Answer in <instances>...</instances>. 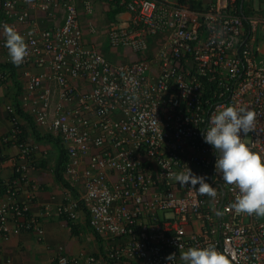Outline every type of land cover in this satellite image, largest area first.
<instances>
[{"label": "built area", "instance_id": "obj_1", "mask_svg": "<svg viewBox=\"0 0 264 264\" xmlns=\"http://www.w3.org/2000/svg\"><path fill=\"white\" fill-rule=\"evenodd\" d=\"M101 1L117 12L109 47L138 60L113 64L87 43L75 0H5L0 8V48L8 54L5 27L27 45L21 109L68 157L63 176L75 197L59 214L76 221L86 213L100 264H170L172 254L171 264H184L187 248L208 245L229 264H264V221L231 208L238 190L215 173L216 155L202 137L217 110L248 106L256 121L243 141L264 157V14L254 0ZM32 10H61L63 21L40 30ZM84 10L92 14L91 2ZM6 110L28 158L17 110ZM188 168L216 188L215 198L183 182ZM23 232L44 233L14 194L0 195V235ZM83 259L58 257L59 264Z\"/></svg>", "mask_w": 264, "mask_h": 264}, {"label": "crops", "instance_id": "obj_2", "mask_svg": "<svg viewBox=\"0 0 264 264\" xmlns=\"http://www.w3.org/2000/svg\"><path fill=\"white\" fill-rule=\"evenodd\" d=\"M75 1L87 43L96 46L113 64H127L139 59L128 48L109 47L106 31L110 22V5L101 0ZM3 2L0 0V8ZM89 2L93 5L92 14L84 10ZM31 20L38 29H46L62 23L63 11L55 10L51 16L32 10ZM92 27L95 34L91 32ZM2 35L0 31V38ZM8 64L15 67L14 75ZM25 71L20 65L13 64L6 51L0 48V195L5 199L14 194L15 202L27 207L28 214L39 221L44 233L23 232L8 238L0 235V264H59L58 257L62 254L67 258L85 256L82 264H100V240L90 227L86 213L82 211L76 221H69L58 212L75 195L56 179L57 148L51 142L37 141L33 134L34 125L19 114L18 127L24 131L21 138L32 148L30 157L21 155L15 125L6 107L20 103L27 81ZM30 72L35 74L38 70L32 68ZM77 84L84 90L89 88L87 84ZM88 256L98 261L90 262Z\"/></svg>", "mask_w": 264, "mask_h": 264}, {"label": "clouds", "instance_id": "obj_3", "mask_svg": "<svg viewBox=\"0 0 264 264\" xmlns=\"http://www.w3.org/2000/svg\"><path fill=\"white\" fill-rule=\"evenodd\" d=\"M4 33L11 62L21 64L27 56L25 38L10 27H5ZM255 121L256 113L250 107L225 106L211 115L202 137L216 155L215 173L224 184L238 190L231 208L237 214L264 216V157L243 141ZM183 182H190L202 195L213 198L217 195L216 188L204 176L194 175L190 169ZM167 259L171 264L175 254ZM180 259L184 264H229L227 257L213 245L189 247L181 253Z\"/></svg>", "mask_w": 264, "mask_h": 264}, {"label": "trees", "instance_id": "obj_4", "mask_svg": "<svg viewBox=\"0 0 264 264\" xmlns=\"http://www.w3.org/2000/svg\"><path fill=\"white\" fill-rule=\"evenodd\" d=\"M199 1L201 4L202 3V0H197ZM259 3L260 5L258 6L257 9L260 10V12L262 14H264V0H259ZM193 4L195 5V2L193 1ZM199 4H196L195 6L199 5ZM252 6V5H251ZM252 9L249 8L248 9V12H251ZM247 14V13H246ZM117 15V12L116 11H111L109 14H108V18L109 20H112L115 18V16ZM9 68H11V71H12V75H14V70H15V67L14 66H10L8 64ZM4 68H6V66H4ZM14 78V81H17L16 80V77L13 76ZM17 83V82H16ZM19 103V102H18ZM16 104L14 105V107L16 108L17 110V113L18 115L20 114L22 117H25L27 118L28 122L32 125H34L33 123V120L21 109V106L19 104ZM33 134H34V137L37 141H48V142H51L55 145V147L57 148L58 152H59V158H58V161H57V165H56V168H55V176H56V179L58 180V182H60L64 187L66 188H69L70 190H72L69 186V184L65 181L64 179V171H65V167H66V163L68 161V157H67V154H66V151L64 150L63 146L61 145V141L58 137H55L51 134H43L41 133L37 128L36 126L34 125L33 126ZM22 139V138H21ZM22 140H25V139H22ZM73 191V190H72Z\"/></svg>", "mask_w": 264, "mask_h": 264}, {"label": "rangeland", "instance_id": "obj_5", "mask_svg": "<svg viewBox=\"0 0 264 264\" xmlns=\"http://www.w3.org/2000/svg\"><path fill=\"white\" fill-rule=\"evenodd\" d=\"M254 4H255L256 7H258L260 5L259 0H254ZM260 218H261V220L264 221V216H260Z\"/></svg>", "mask_w": 264, "mask_h": 264}]
</instances>
